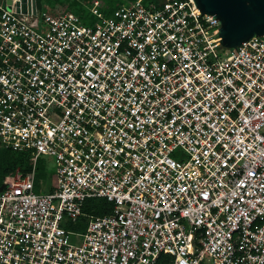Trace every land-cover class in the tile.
<instances>
[{
    "label": "built area",
    "instance_id": "built-area-1",
    "mask_svg": "<svg viewBox=\"0 0 264 264\" xmlns=\"http://www.w3.org/2000/svg\"><path fill=\"white\" fill-rule=\"evenodd\" d=\"M16 1L0 5V148L31 162L1 183L0 264H264V36L223 46L193 0L84 18ZM91 198L112 209L79 224Z\"/></svg>",
    "mask_w": 264,
    "mask_h": 264
},
{
    "label": "water",
    "instance_id": "water-1",
    "mask_svg": "<svg viewBox=\"0 0 264 264\" xmlns=\"http://www.w3.org/2000/svg\"><path fill=\"white\" fill-rule=\"evenodd\" d=\"M20 0L21 11L26 12L25 2ZM204 14L218 19L219 38L227 48H235L253 36H264V0H193ZM12 0H5L10 9ZM19 11V2L16 1ZM33 13L36 12V0H30ZM3 184L0 185L2 190Z\"/></svg>",
    "mask_w": 264,
    "mask_h": 264
},
{
    "label": "trees",
    "instance_id": "trees-1",
    "mask_svg": "<svg viewBox=\"0 0 264 264\" xmlns=\"http://www.w3.org/2000/svg\"><path fill=\"white\" fill-rule=\"evenodd\" d=\"M42 0H36V8ZM53 9H58L60 13H64L66 9H74L76 14L82 18L88 16L89 10L85 9L77 0H44ZM111 0L110 3L106 2V6L98 7L105 14H109L112 10L118 7L125 1L133 0ZM144 2H158L159 0H143ZM109 5V6H108ZM106 7V8H105ZM38 10V9H37ZM30 158L27 153H16L8 149L0 148V185L5 176L14 173L17 169L22 173H26L29 170ZM43 173V171H42ZM112 209V204L101 198L87 199L83 205V212L86 215L80 217L79 224L83 223L87 218V215L101 216L109 213ZM74 228V227H72ZM167 259V256L161 255V261ZM160 264H163L162 262Z\"/></svg>",
    "mask_w": 264,
    "mask_h": 264
},
{
    "label": "rangeland",
    "instance_id": "rangeland-1",
    "mask_svg": "<svg viewBox=\"0 0 264 264\" xmlns=\"http://www.w3.org/2000/svg\"><path fill=\"white\" fill-rule=\"evenodd\" d=\"M85 9L89 10L92 7H102L106 6L107 3H110L111 0H77ZM117 1V0H115ZM114 1V2H115ZM38 5L39 13H50L53 15L62 14L58 9H53L51 5H49L44 0L41 1ZM0 5H5V0H0ZM109 6V5H108ZM106 8V7H105ZM74 12V9H66L64 12ZM30 158V157H29ZM31 162V159H30ZM37 166V175L35 178V191L44 192L46 191L47 186L54 180L55 178V163L52 157L40 155L37 158L36 165ZM17 171H19L17 169ZM43 171V173H42ZM48 184V185H47ZM201 264H211V261L207 258L202 260Z\"/></svg>",
    "mask_w": 264,
    "mask_h": 264
}]
</instances>
